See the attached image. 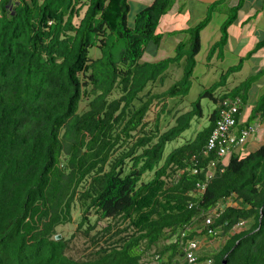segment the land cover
Listing matches in <instances>:
<instances>
[{
  "label": "trees",
  "instance_id": "16d2710c",
  "mask_svg": "<svg viewBox=\"0 0 264 264\" xmlns=\"http://www.w3.org/2000/svg\"><path fill=\"white\" fill-rule=\"evenodd\" d=\"M229 1L186 29L174 56L150 62L144 56L162 44L175 0H155L133 21L130 0H0V264H157L149 260L156 256L158 264H190L192 240L223 243L213 253L195 249L199 264H264V146L240 154L232 145L227 163L221 145L208 148L234 103L237 138L264 122L263 90L241 123L264 66L218 95L264 40L189 111L170 106L191 94L215 13L228 17L209 61L225 60L245 5ZM173 65L183 77L159 92ZM204 99L216 105L208 126L167 155L205 118ZM166 116L174 124L164 130ZM68 225H77L70 238L59 231ZM78 233L97 248L89 259L69 255Z\"/></svg>",
  "mask_w": 264,
  "mask_h": 264
},
{
  "label": "rangeland",
  "instance_id": "374dc122",
  "mask_svg": "<svg viewBox=\"0 0 264 264\" xmlns=\"http://www.w3.org/2000/svg\"><path fill=\"white\" fill-rule=\"evenodd\" d=\"M181 6L183 7V4L187 3V8L182 9V11L177 12V18H183L186 20H190V17H196L197 13H201V10H197L196 12L193 11V16L190 15V0H181ZM181 8V7H180ZM179 9V8H178ZM228 15L222 14V13H215L214 14V19L212 24L206 28V30L203 32V39H202V50L200 54L197 57L198 60V65L197 69L195 71V80H194V86L191 90L190 96L184 100V101H171L170 106H175L176 110L179 112H187L192 108V103L196 101L200 94L207 88L212 87L216 82H218L222 76V74L227 71L228 68L231 66L239 64V55L237 53V42H238V37L241 32V29L238 28L237 26L233 25L230 28V40L229 44L227 46V49L225 51L226 56L225 60L223 61H214L213 65L209 67V54L211 52L212 46L215 44L217 40L221 38V28L222 25L225 23L227 20ZM191 21V20H190ZM186 40V39H183ZM153 50V49H152ZM152 50L146 53L144 56L143 61H150V62H156V61H161L163 59L169 58L170 56L175 55V50L171 44H166L164 47L160 48L158 50V55L155 56V53L152 52ZM94 56H99V53H94ZM216 62V63H215ZM172 74L170 79H168L167 83L165 86L158 84L156 85L157 89L159 92L164 91L166 88L171 87L177 80H180L183 77V66H178V65H173L172 66ZM251 73L248 71H243V72H238L234 73L231 76L230 79V86L231 88L239 85L241 82L246 80ZM230 86L228 90L230 89ZM222 91V89L219 90V93ZM203 107L205 111V118L197 123L196 121L193 124V128L186 132L180 139L177 141H174L170 143L167 147V155H169L173 150L176 148L184 145L186 143V140L192 137V135H195L194 132L198 130H202L204 127L208 126V118L210 113H212L216 105L214 102H212L209 99H204L203 100ZM88 102L85 100L82 103V111L87 109ZM173 117L166 116L164 119V130H166L168 127H170V124L172 123ZM174 124V121H173ZM199 124V125H198ZM172 125V124H171ZM80 210L76 208L75 210V220L80 221ZM96 217H92V221L94 222ZM104 223H107L106 221L101 222L100 226L98 227L97 231L102 229V225ZM77 225H68L65 227H60L59 231L62 236H65L67 238H70L72 234H74L76 230ZM96 230L92 232L94 235ZM208 243H204L203 247H205ZM200 246V247H201ZM212 246V245H211ZM202 248V247H201ZM97 248L93 246L91 241L87 239L82 233H78L76 238L73 240L71 244V248L69 251V255L72 256L73 258L76 259H89L92 257V254L96 252ZM213 252H216V249H211Z\"/></svg>",
  "mask_w": 264,
  "mask_h": 264
},
{
  "label": "crops",
  "instance_id": "0c3cea01",
  "mask_svg": "<svg viewBox=\"0 0 264 264\" xmlns=\"http://www.w3.org/2000/svg\"><path fill=\"white\" fill-rule=\"evenodd\" d=\"M154 1L155 0H130L131 20L133 21V19H135L138 13H140L146 7L151 5ZM218 1L220 0H190L191 8L189 12L191 16L194 15L193 11L196 12L198 9L201 10V13H197V16L195 18L190 17L191 18L190 21L183 18L180 19L177 18V12L178 11L180 12L182 11V9L187 8V3L183 4L184 6L182 7L181 6L182 1L175 0L173 7L168 12V14L164 16L162 20V29L165 32V36L162 44L160 45V47H151L149 50L151 51L153 49L152 52L155 53V56L158 55V50L164 47L166 44H171L175 50L176 46L185 36L184 31L188 28L196 26L199 22H201L208 15V12L212 4ZM239 2L240 0H230L228 6L234 7L238 5ZM212 22L209 24V26L212 24ZM234 25L241 29L237 42V46H238L237 53L239 55L238 56L239 60H241V58L243 57L246 56L248 57L250 52L256 49L257 44L260 41L264 40V0H245V5L238 14V21ZM220 28L222 30V27ZM205 30L206 28L203 30V32ZM203 32H202V39H203ZM214 61H220L218 55H215L214 58L211 61H209V67L213 65ZM263 66H264V48H261L245 61L244 68L241 72L248 71L249 73H251V75L256 74L263 69ZM263 90H264V78L259 80L258 83L254 84L253 89L250 93L249 105L243 113V116L241 118V123L247 120L250 114L251 107L257 104L258 98ZM226 91H228V88L223 89L220 93H218V95H221ZM252 126H253L252 135L248 138L245 147L237 150V153L240 152V154H248L249 152L258 151L264 146V122H255L254 125ZM229 158L230 157L224 158L223 162L224 163L228 162ZM230 204H234V203H230ZM207 243L208 244H205L206 246L203 247V249L201 250V251L205 250L207 254L213 253L211 249L219 250L223 244L222 241L220 240H211L208 241Z\"/></svg>",
  "mask_w": 264,
  "mask_h": 264
},
{
  "label": "built area",
  "instance_id": "2783aa9c",
  "mask_svg": "<svg viewBox=\"0 0 264 264\" xmlns=\"http://www.w3.org/2000/svg\"><path fill=\"white\" fill-rule=\"evenodd\" d=\"M238 112L239 108L237 103L228 106V108H226L222 112V116L218 123V126L211 135V138L208 143V148L210 150H214L217 148L218 145H221L222 148L220 149L219 154L221 156H225L229 153L230 147L232 145L239 146L247 141V133H244V135L239 136V138L233 135L238 123L236 118ZM209 222H211V220H209ZM197 247L198 244L196 242H192L190 244V247L188 249V260L190 264H199L198 257L195 252V249Z\"/></svg>",
  "mask_w": 264,
  "mask_h": 264
},
{
  "label": "clouds",
  "instance_id": "9594fccd",
  "mask_svg": "<svg viewBox=\"0 0 264 264\" xmlns=\"http://www.w3.org/2000/svg\"><path fill=\"white\" fill-rule=\"evenodd\" d=\"M215 131V130H214ZM252 135V131L251 132H247V141H248V138L250 137ZM246 141V142H247ZM246 142L244 143V144H242V145H239V146H235V148L237 149V148H243V147H245V144H246ZM238 150V149H237ZM230 156V153H228L227 155H225L224 156V158H227V157H229ZM225 163H227V162H225ZM215 167V163H213L212 164V168L210 169V177L213 175V168ZM230 203H233V202H230ZM230 203H228V204H230ZM227 206V205H226ZM208 223H209V221H208ZM192 242H196L197 243V241L196 240H192V241H190V244L192 243ZM207 243V242H206ZM198 244V243H197ZM202 245V243H200V245L198 244V247L196 248V249H202L203 248V246H201ZM202 248H201V247ZM190 247V246H189ZM189 249V248H188ZM158 258H159V256L157 257L156 256V258L155 259H149V260H153V261H156V263L158 264V262H157V260H158Z\"/></svg>",
  "mask_w": 264,
  "mask_h": 264
},
{
  "label": "water",
  "instance_id": "95a60500",
  "mask_svg": "<svg viewBox=\"0 0 264 264\" xmlns=\"http://www.w3.org/2000/svg\"><path fill=\"white\" fill-rule=\"evenodd\" d=\"M61 237H62V236H61V235H59L57 238H58V239H60ZM224 263H225V264H227V262H226V261H225Z\"/></svg>",
  "mask_w": 264,
  "mask_h": 264
}]
</instances>
